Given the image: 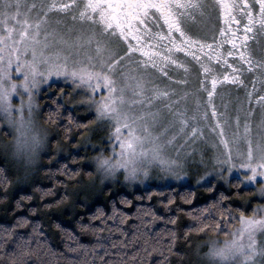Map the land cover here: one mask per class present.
I'll return each mask as SVG.
<instances>
[{"label": "snow or ice", "instance_id": "6c2138e0", "mask_svg": "<svg viewBox=\"0 0 264 264\" xmlns=\"http://www.w3.org/2000/svg\"><path fill=\"white\" fill-rule=\"evenodd\" d=\"M212 4L219 10L223 26L219 30L220 39L208 43L191 36L185 25L186 21H194L197 15H205V8L208 7L206 0H0V104L4 101H18L15 109L10 103L7 108H0V119L10 117L13 110L18 117L23 118L25 104L31 111L33 94L39 95L44 86L51 89L57 81H70L73 91L80 90L81 103L94 111V118L108 122L109 140L113 142L110 156L119 161L130 155L147 158L151 153L159 170L166 174L165 179L180 182L187 179V174L171 170L178 160H169L163 156L165 145H171L176 134L166 140H162V137L168 132V127L177 123L180 126L179 133H186L185 140L202 137L203 131L196 123L195 113L189 117L186 109L182 111L177 108L173 111V105L179 103L182 97L170 100L169 91L151 84L147 69L151 67L165 77H168L165 70L168 65L187 72V66L175 58L176 53H183L199 64L205 79L211 75V87L205 89L207 105L214 120L211 131L217 135L218 143L222 146L221 151L213 157L216 167L201 176L197 184L206 182L209 185L207 191L211 192L216 181L227 183L236 172L238 175L234 183L237 186L246 184L250 191L264 198V112L261 113L255 131L251 120L246 118L241 132L237 116V131L229 137L224 127L227 121L218 118L219 114L212 103L218 84L227 81L243 84L238 74L241 69L230 64L228 58L238 57L250 72L264 69V60L256 61L248 44L258 32L264 35V0H212ZM70 11L74 13L71 19L79 21L82 27L66 26L62 18L50 15ZM114 43L124 45L122 55ZM224 44L230 45L227 52L223 51ZM136 55L139 59H133ZM201 57L208 63H204ZM213 61L225 65L231 74L229 71H224L220 76L213 74L210 66ZM5 85L8 86V92H5ZM60 91L63 92V88ZM187 95L185 93L183 98ZM248 96L251 100L252 93L249 92ZM160 99L168 101L163 107L169 110L174 119L168 127L157 132L155 129L160 124L161 111L153 106ZM256 99L264 106V96ZM199 109L200 102L197 100L199 119L206 122L208 111ZM62 115L68 122H62L67 132L75 116L68 109L65 97L53 96L45 119L55 124ZM251 115V111L246 113L247 117ZM77 126L81 125L77 122ZM47 158L51 162L55 157L48 155ZM71 159L75 160L76 157L72 156ZM103 163L108 162L105 160ZM120 167L127 171L126 165ZM47 171L55 179L56 173L69 169L64 162ZM144 175L149 177L147 170ZM0 183H8L2 167ZM159 187L174 185L164 184ZM144 188L150 199L154 189L147 184ZM36 190L41 193V198L53 194L51 188ZM184 191L187 202L191 203L195 192L190 188ZM144 198L137 196L138 200ZM25 199L31 200L32 197L21 196L16 201V208L23 207L21 201ZM227 199L220 192L216 199L207 204L187 210L185 214L191 218L194 226L188 227L185 235L208 228L224 236L230 234L231 241L225 242L231 253L228 264H264V203H256L245 214L247 202L245 208H234L230 203L225 205ZM121 202L131 203L126 196ZM168 203H172L171 198ZM51 206L52 203L43 205L45 208ZM28 211L35 213L37 209L32 207ZM117 211L113 204V213ZM103 215V210L97 208L90 220ZM135 215L141 221L137 227L144 228V243L148 244L150 239H155L162 250L164 234L170 237L168 251H171L176 232L171 228H162L153 233V229L148 227L154 220H165V217L157 216L152 208L143 205L137 206ZM166 222L175 224L176 218L170 216ZM29 223L28 217L21 215L12 225L0 224V259L7 257L6 264H30L34 251L32 234L39 232V225L33 222L32 232L27 235L18 231ZM88 226L78 223L81 229ZM79 247L87 248L86 245ZM72 264L78 262L73 261Z\"/></svg>", "mask_w": 264, "mask_h": 264}, {"label": "trees", "instance_id": "16d2710c", "mask_svg": "<svg viewBox=\"0 0 264 264\" xmlns=\"http://www.w3.org/2000/svg\"><path fill=\"white\" fill-rule=\"evenodd\" d=\"M61 88L63 92L60 91ZM69 93L71 95L69 86L55 84L50 92H45L40 98L41 115L44 119L51 98L59 96L65 97L67 107L73 111L75 121L69 124L67 132L62 122H68L63 115L57 119L55 124L49 121L54 129L51 149L45 155V160L36 172L34 180L22 185L21 179L8 166L6 158L0 156V167L4 169V175L8 177V183H0V224L12 225L19 216H27L30 223L18 229L26 235L32 232L33 222L39 225V232L32 234L34 251L30 264H72L73 261L78 264H196L194 250L197 245L202 244L209 233L213 235H222V233L208 228L202 232L192 231L185 235V230L194 226V222L185 214L187 210L207 204L216 199L220 192L228 198L224 201L225 205L230 203L234 208H245V202H247L245 214H248L256 203L261 202L254 198V191H250L242 184L237 186L234 183L236 177L226 184L215 182L211 192L207 191L208 184L163 188L151 185L150 187L154 190L151 191L150 199L145 188L128 190L125 187L104 188L101 196L96 199L84 196L76 198L74 191L83 181H90L94 174L93 168L87 162V157L82 152L75 151L94 119L79 116L74 110L72 101L69 100ZM77 122L81 126H77ZM0 135H7V129L3 126H0ZM57 146L63 149L62 155L57 154ZM48 155L55 158L49 162ZM72 156L76 159H71ZM64 162L67 163L69 171L58 172L53 179L47 169H55L59 163ZM37 188H51L53 194L41 198V193L36 190ZM186 188L195 192L191 203L187 202L185 197L184 189ZM24 195H30L32 199L22 200L23 207L16 208V201ZM125 196L131 201L130 204L121 202ZM137 196L145 198L138 200ZM61 197L66 198L61 199ZM182 197L185 198L182 199ZM170 198L171 204L168 203ZM56 200L60 202L54 203ZM45 203H52V206L45 208L43 207ZM113 204L119 210L115 214ZM138 205L152 208L157 216L165 217V220L157 219L148 225L153 229V233L162 228H171L176 232L171 251H168L170 237L164 234H162V250L161 246L156 244L155 239H150L148 244L144 243V228L137 227L141 221L135 215ZM32 207L37 209L35 213L28 211ZM97 208L102 209L104 215L90 220ZM122 213L127 215L124 216ZM170 216L176 218L175 224L166 222ZM78 223L89 226L81 229ZM57 224L60 227H56ZM79 245H86L87 248H81ZM153 248L157 250L153 251ZM72 249L76 250L72 251ZM0 264H4L2 259H0Z\"/></svg>", "mask_w": 264, "mask_h": 264}, {"label": "rangeland", "instance_id": "374dc122", "mask_svg": "<svg viewBox=\"0 0 264 264\" xmlns=\"http://www.w3.org/2000/svg\"><path fill=\"white\" fill-rule=\"evenodd\" d=\"M208 7L205 8V15H197L194 21H186V30L195 39L207 41L212 43L214 40L220 39L219 30L223 26L222 20L219 16V10L212 4L211 1H207ZM74 13L72 11L68 13H53L50 15L60 17L63 19L66 26L82 27L79 21H73L71 16ZM83 27H87L84 25ZM262 42L261 51L253 52L252 57L256 61L264 60V35H261L257 43ZM223 51L227 52L226 49ZM117 47V51L120 48L124 51V45L114 44ZM230 48V45H228ZM227 48V49H229ZM122 51V50H121ZM120 51V52H121ZM175 58L183 62L188 71L185 72L184 69L177 68L173 65H168L165 70L168 72V77L163 76L159 71L149 67L147 69L148 78L151 84L156 85L162 90L169 91L170 100H177L178 97H182L179 103L173 105V111L177 108L180 110H187V115L190 117L194 113L197 115V125L202 129L203 136L199 138H188L185 140L186 133H179V124H174L170 127L169 124L173 121V116L169 110L163 107L168 101L160 99L155 102L154 108H159L161 111V121L156 127L155 131L159 132L161 128L168 127V132L162 137V140L168 139L171 135L176 134V139L171 145H165V151L172 159L181 160L184 163V167L180 170V173H186L187 179L180 182H176L171 179H165L166 174L162 173L159 169H154L148 178L136 183L129 184L125 182L122 178H117L113 181L101 182L100 178L96 175L91 158L98 152H104L111 155V144L112 141L109 140L110 127L107 121L96 120L95 113L90 110L89 106L81 103L82 97L80 96V90L76 89L73 91V86L70 81L63 82L57 81L56 85H66L71 88V95L69 100L72 101L74 110L77 111L80 117H92L94 119L93 123L87 128L86 133L83 135L79 144L76 146V152H82L84 156L87 157V162L94 170L93 178L90 181H83L80 186L74 191L76 198L79 197H92L96 199L101 196L104 188L112 187L114 189H119L125 187L128 190L131 189H143L144 185L147 184L161 186L164 184L183 186V185H194L200 186L207 184L202 182L197 184V180L203 176L205 173L212 171L216 165L213 159L222 149V146L218 143V137L215 133L211 131V126L214 125V120L211 116V109L207 105V92L205 89H210L211 75L207 79L204 78V74L201 72L199 64L194 61L191 57L186 56L183 53H176ZM133 59H139V56H134ZM204 63L208 61L201 57ZM228 62L233 66L240 68L241 71L238 73L240 78L243 80V84H234L230 81L218 84L216 87L215 94L212 98V103L215 105L216 111L219 114L218 118L222 121H227L224 124L226 136H231V134L236 129V118L239 117L240 120V131L243 130V123L245 119H250L252 122L253 130H256V124L261 118V113L264 112V106L262 103L257 102L258 96H264V69L247 71L246 66L242 65L238 57L234 59L228 58ZM210 66L213 68V74L220 76L224 71H229L225 65L218 64L215 61L211 62ZM193 70V71H192ZM171 77V79H169ZM56 78L54 77L53 80ZM186 81V83H179V81ZM203 81V88L201 87V82ZM151 86V85H150ZM172 90H175L174 92ZM45 92H50L47 86L41 89L39 95L36 96V100L40 107V98ZM252 93L251 100L249 99L248 93ZM187 93V97L184 94ZM200 102V111H208V120L205 122L199 119V113L196 111V101ZM16 101V100H15ZM18 103V101H16ZM252 112L251 117H247L246 113ZM191 123V121H190ZM190 130V129H189ZM187 131V130H186ZM51 137V141L53 139ZM216 147H213V145ZM59 148V149H58ZM51 145L49 148L50 152ZM58 149V150H57ZM56 151L58 155H62L63 149L57 146ZM7 164L11 167V170L16 173V176L20 178V174L16 170L15 166L6 159ZM37 172V171H36ZM36 172L32 174L28 179H21L22 185H26L35 179ZM238 173L234 172L230 179L237 178ZM143 182V183H142ZM216 183L226 184L223 180L216 181ZM242 186L249 188L246 184L242 183ZM255 193V192H254ZM254 198L261 200L264 203V198H261L258 194H255ZM79 201V200H76ZM90 201V200H88Z\"/></svg>", "mask_w": 264, "mask_h": 264}, {"label": "clouds", "instance_id": "9594fccd", "mask_svg": "<svg viewBox=\"0 0 264 264\" xmlns=\"http://www.w3.org/2000/svg\"><path fill=\"white\" fill-rule=\"evenodd\" d=\"M8 91V86L5 85V92ZM9 103L13 109L16 108L15 100L4 101L0 104V108H7ZM0 126L7 129V135H0V156L15 166L21 179H28L43 164L54 133L51 123L45 120L40 113L35 94H33V106L30 112L25 104L23 118L18 117L13 110L10 117L0 119ZM163 156L169 160L172 159L165 149ZM105 160L107 164L103 163ZM149 161L152 162L149 163ZM91 162L101 182L122 178L125 182L132 184L146 178L145 170L150 174L154 169H159V165L152 160L151 153L147 158L141 155H130L127 159L121 158L117 161L115 157L107 153L98 152L91 158ZM120 165H126L127 171L125 172ZM183 167V161L178 160L171 170L179 172ZM226 241H231L230 234L228 236L207 234L203 243L198 244L194 250L196 264H228L231 253L226 247ZM2 260L6 264L7 257Z\"/></svg>", "mask_w": 264, "mask_h": 264}, {"label": "flooded vegetation", "instance_id": "af4514ba", "mask_svg": "<svg viewBox=\"0 0 264 264\" xmlns=\"http://www.w3.org/2000/svg\"><path fill=\"white\" fill-rule=\"evenodd\" d=\"M207 1H211L212 2V0H207ZM238 19H240V17H238ZM241 24H243V20H241ZM262 34H260L259 32L257 33V35H256V37H255V39L254 40H251V41H249L248 42V44H249V50H250V52L251 53H253V52H257V51H261V46H262V42H259V43H257V40H258V38L261 36ZM115 44V43H114ZM118 45H120V44H118ZM227 48H229L228 47V45H225L224 46V49H226V50H228ZM122 50V51H121ZM121 51V52H120ZM120 51H118L119 52V54L120 55H122L123 54V49L122 48H120ZM252 55V54H251ZM137 56V55H136ZM232 59H234L235 57H231Z\"/></svg>", "mask_w": 264, "mask_h": 264}]
</instances>
